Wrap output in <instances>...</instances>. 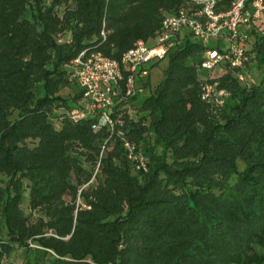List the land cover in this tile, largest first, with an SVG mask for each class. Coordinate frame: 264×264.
Masks as SVG:
<instances>
[{
    "label": "trees",
    "instance_id": "16d2710c",
    "mask_svg": "<svg viewBox=\"0 0 264 264\" xmlns=\"http://www.w3.org/2000/svg\"><path fill=\"white\" fill-rule=\"evenodd\" d=\"M185 2L0 0V264L18 251L22 264H264V16L242 67L211 77L208 48L183 33L141 100L123 72L112 130L70 117L83 106L67 65L83 52L119 62ZM251 65L259 81L244 84ZM204 83L227 93L222 107Z\"/></svg>",
    "mask_w": 264,
    "mask_h": 264
},
{
    "label": "built area",
    "instance_id": "2783aa9c",
    "mask_svg": "<svg viewBox=\"0 0 264 264\" xmlns=\"http://www.w3.org/2000/svg\"><path fill=\"white\" fill-rule=\"evenodd\" d=\"M217 5V0H186L184 8L163 17L160 32L155 38L147 42L138 41L119 62L97 53L79 54L67 65L68 80L75 82L82 92L80 104L83 107L72 110L71 119L95 117L97 121L92 125L93 130L102 127L112 130L117 121L110 112L121 95L123 72L128 74L124 95H143L142 82L149 76L150 66L162 59L173 40L183 33L205 47L212 38L228 43L226 50L208 48L203 53L200 65L203 70L210 71L215 66L222 70L225 65L240 68L249 62L246 40L252 24L264 16V0H233L226 11L218 10ZM256 30L264 34V23ZM101 35L104 37V32ZM201 91L202 100L219 108L227 97V93L216 89L215 84L204 83ZM117 135L121 138L127 160L136 170L145 171V158L136 150L135 144L121 137L120 132Z\"/></svg>",
    "mask_w": 264,
    "mask_h": 264
},
{
    "label": "rangeland",
    "instance_id": "374dc122",
    "mask_svg": "<svg viewBox=\"0 0 264 264\" xmlns=\"http://www.w3.org/2000/svg\"><path fill=\"white\" fill-rule=\"evenodd\" d=\"M207 48H214L220 50H226L228 47V43L226 40L212 38L206 42ZM165 63L161 62L155 68L150 71V81L152 85L157 84L162 78V69L164 68ZM222 70H220L219 66H215L211 71H209L211 77H215ZM242 80L244 84H250L251 82L257 83L259 81L260 75L259 71L253 65L250 66L249 69H246L242 74ZM62 94H68V91H63ZM139 100H141L142 96H138ZM7 264H22V253L20 251L11 255V257L7 260Z\"/></svg>",
    "mask_w": 264,
    "mask_h": 264
}]
</instances>
